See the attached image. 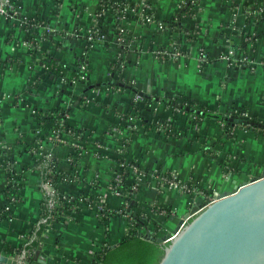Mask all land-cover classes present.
<instances>
[{"label":"crops","instance_id":"1","mask_svg":"<svg viewBox=\"0 0 264 264\" xmlns=\"http://www.w3.org/2000/svg\"><path fill=\"white\" fill-rule=\"evenodd\" d=\"M13 1L19 4L17 18L39 15L57 29L43 43L50 54L69 67H77L82 59L88 64L89 82L99 85L82 94L85 87L80 81L45 80V68L24 43L26 34L17 19L1 18L0 206L8 208L2 194L8 181L16 180L20 187L19 201L8 208L12 213L0 219V254L16 259L17 264H99L103 243L114 244L127 235L122 216L103 221L96 206H86L49 230L45 227L39 246L26 250L27 235L41 220V205L49 190L43 180L48 159L61 174L77 171L76 179L57 183L61 191L78 194L91 182L96 187L101 184L108 205L118 209L122 199L109 184L125 148L130 161L147 173L134 194L133 210L156 221L158 236L173 232L193 203L189 194L160 183L152 172H170L192 185L220 192L263 173L264 132L258 129L237 126L234 132L230 129L233 136L226 137L224 122L211 118L197 131L186 124L184 112H179L178 127L167 132L156 121L146 125L143 119L128 115L136 101V88L158 98L184 94L223 114L245 108L249 116L264 122V0H196V11L186 19L196 36L186 43L187 55L178 60L160 59L155 50L184 39L180 30L165 25L180 11V0H144L153 10L154 23L138 19L134 12L116 18L108 10L101 19L104 36H95L91 42L89 30L103 0ZM248 7L261 11L248 14ZM248 35L254 43L252 65L229 63L224 55ZM202 48L208 61L201 60ZM233 49L243 50L241 46ZM112 80L130 86L109 83ZM59 105L70 108L69 122L85 132L43 141L38 136L42 135L38 116ZM152 111L167 119L174 115V108L163 101L154 104ZM117 127L121 130L116 131ZM197 132L208 135L209 142L220 140L214 152L203 149L206 140L197 139ZM26 141L37 142L28 150L21 143ZM74 145L81 148V154H73ZM10 149L13 155L6 158L4 153ZM134 178L130 172L128 179Z\"/></svg>","mask_w":264,"mask_h":264},{"label":"water","instance_id":"2","mask_svg":"<svg viewBox=\"0 0 264 264\" xmlns=\"http://www.w3.org/2000/svg\"><path fill=\"white\" fill-rule=\"evenodd\" d=\"M96 85L90 84L82 94ZM258 125L264 127V122ZM183 216L186 220L181 218L173 232L155 238L160 243L135 237L108 251L104 264H264V171L233 189L216 192L214 200L195 205ZM0 264L17 260L0 254Z\"/></svg>","mask_w":264,"mask_h":264},{"label":"built area","instance_id":"3","mask_svg":"<svg viewBox=\"0 0 264 264\" xmlns=\"http://www.w3.org/2000/svg\"><path fill=\"white\" fill-rule=\"evenodd\" d=\"M193 1L195 2L196 0H193ZM185 3H186V0H180L179 7L182 8ZM111 9H112V12L116 18H121L122 16H124L128 12H134L135 15L137 16V18L144 21V22H148V23L156 22L153 10L150 8V6L144 0L137 2L135 4L127 2L126 0H103L99 6V9L96 11L95 16H94L95 25L89 30V37L91 40H93L95 38V36H101V37L104 36L103 33L101 34L100 22H101V19L103 17H105V13ZM17 10H18V5L13 0H0V17H7V18H11L13 20L17 19L18 26L26 34L24 43L26 44L28 49L30 51L32 49L42 50L44 41L48 39L47 35H49L51 33L57 34L58 33L57 29L50 26L48 24V22H46V20H42V19L37 20L33 17L32 19L34 21L31 22L32 16H25L23 18H17L16 17ZM260 11H261L260 9H254V8H250V7L247 8L248 14L256 15V14H259ZM160 25H162L161 22H160ZM36 30H39V32L36 33ZM180 33L182 34V37L184 39L174 40L171 44L164 45V46L159 47L155 50V54L157 55L158 58L163 59V60H178L181 57H185L187 55L186 43L191 40V38L188 35L190 33V31L182 29V30H180ZM119 38H122V37H119ZM246 41H247L248 46H249L248 51L243 49L239 53L235 49H233V48H235V46L238 47L239 45H235V46L232 45L233 48H231L224 55V57L227 58L229 63L236 64V65L242 66V67H249L252 65V63L254 61L253 38L250 35H248L246 37ZM200 53H201V60L208 61V55L206 54L204 48L201 49ZM36 57L38 59L41 58V56H39V55ZM262 62L264 63V59H262ZM41 63L45 68V74H46V69L48 68V65L43 61H41ZM79 69L86 71V74H82L80 76V79L81 80L86 79L88 76L87 72H89L88 64L82 63L79 66ZM81 80L74 79V81H80V82H81ZM35 83H36L35 81L31 82L29 87L32 88L35 85ZM141 98L142 97H141V94L139 92L135 93L134 99L136 101L138 99H141ZM18 99L20 102H22V100H23L22 97L18 98ZM66 114L68 115V113H66ZM228 115L229 116H239V117L251 118V116L248 115L246 109L237 108V107L234 110L230 111L228 113ZM158 125L163 130H165L167 132L170 131V127H168L163 122H160ZM250 125H253V124H251L250 122H234V125L232 126V131L234 132V130L237 126L249 127ZM129 127L133 128L132 126H129ZM194 128L199 131L201 129V126L196 124V125H194ZM260 128H264V127L260 126ZM118 130H121V129L117 127L116 131H118ZM38 132L43 134V131H41L39 129H38ZM53 133H54L53 138L56 141L62 140L63 135L67 134V133L71 134L73 136L77 135L76 131H74L72 129H66L64 127H60V128L55 129L53 131ZM73 150H75L74 147H73ZM125 150H126L125 148H122L123 153H121L119 160L120 159H123V160L122 161L120 160V162L118 161V163H117L118 168L116 170V175L114 177L116 182H115V184H112V182H110V184H109V189L114 194H116L117 196H120L122 199L121 206L118 209H114V210L120 211V212H123L124 211L123 209L128 208L130 203H131L130 202L131 198L127 197L128 194H127L126 190L120 191L118 189V185L120 184V182L124 178L125 174H128L127 175L128 178L130 176V172H134V174H135V178L133 180L134 183L132 184V191L133 190L137 191L139 189V185H140L141 181L145 178V175L147 174L144 170L140 169L136 163L130 161V159L127 157V153ZM80 154H81V152H80ZM70 159L74 160L72 157H70ZM70 173H71L70 176H63V178L61 180H63V179L68 180V179H76L77 178L76 177L77 176L76 170L73 169L70 171ZM168 173H170V172H161L160 171V172H152L151 175H155L159 179L160 183L162 182L164 185H168L172 188H178L180 192H184V193L189 194L191 197L190 199L192 200L193 205L190 207L188 212H191V209L195 205H199L200 207H203L207 203L211 202L212 200H214L216 198V192H218V191H210V190L207 191L203 188L192 185L187 181H183V180L177 178L174 174H173V176H170V174H168ZM8 182L13 183V179H12V181H8ZM11 183H9V184H11ZM45 184L51 192H57V194H58L57 197L51 199V201H50V205H51L52 209L55 211V213L52 215L51 221L47 225L48 230L54 224H57L60 221L67 220L69 217H71L72 213L78 211L79 209H82L83 207L96 206L98 208L97 209L98 210V216H100L102 210L104 209V203H106L108 205L107 195L102 191L103 188L101 187V184L96 187V185L94 183L95 186L91 187L92 185L89 183L88 188L84 191H81V193L82 192L86 193V192L91 191L92 193L96 194V204L95 205L93 204L94 200L89 195L81 194L80 198L78 200L79 202H74V204H72L71 206H68V207H63V202L60 200L61 197L70 200V196L66 194L67 192L64 193L60 189L57 190L55 187V184H53L50 179L47 182H45ZM56 185H57V183H56ZM69 194H71V193H69ZM18 201H19L18 195H12L11 198L9 199V201L7 202V207L10 209L14 208L15 204ZM59 208H61V209H59ZM164 213H166V211ZM192 214L193 213H190V215H192ZM57 215H58V218L60 217L59 220H57L58 219ZM122 215H123L122 217L126 221L127 233L137 231L140 235H144V236L149 237V238L158 237L157 232L159 230V228H158L159 226L155 227L153 221L146 219V220H144L145 221L144 224H139L138 222H137V224H134L135 219H133V215L130 212H128V211L123 212ZM144 218L145 217H143V219ZM181 218L186 220V218H184L183 215L181 216ZM110 246H113V243H111L109 241L104 242L103 245L101 246V250H100V254H99V264H100V256H101L102 252H104Z\"/></svg>","mask_w":264,"mask_h":264},{"label":"trees","instance_id":"4","mask_svg":"<svg viewBox=\"0 0 264 264\" xmlns=\"http://www.w3.org/2000/svg\"><path fill=\"white\" fill-rule=\"evenodd\" d=\"M249 1L245 4H248ZM19 5V4H17ZM196 11L195 9V2H193V0H186V3L183 5V7L180 9V11L178 13L175 14V16H173L170 20H166V26L168 28L171 29H175L177 30H189L190 33L188 34L190 38L194 39V37L196 36L194 33L193 29H190L187 27L186 25V19H188V17H191L192 13H194ZM25 17V15H21L20 18ZM35 18L37 20L42 19L43 18L39 17V15H32L31 17V22H33L34 20L32 18ZM2 17H0L1 20ZM30 22V23H31ZM102 22V20H101ZM100 22V27L102 26ZM39 30H36V33H38ZM187 35V36H188ZM47 37H49V35H47ZM256 37V36H255ZM92 40H90L91 42ZM237 45L241 46L243 49L247 48V41H244L242 43H238ZM31 52L35 55V56H41V58L39 59L40 61L45 62L48 65V68L46 69V74H45V80L47 81H54L57 78H65L68 82L67 83H72L74 82V79L76 80H81L80 76L82 74H86V71L79 69V66L82 64V59L79 61L77 67H69L61 62L58 61V59L53 55L50 54V51H48L44 46L43 49H32ZM254 56V54H253ZM87 78L86 79H82L81 82L84 83V87H88L91 82H89V72H87ZM119 83L116 80H112L109 83ZM120 84V83H119ZM122 86H128L129 84H125V82H123V84H120ZM130 86V85H129ZM128 86V87H129ZM132 88H134L133 86H131ZM134 90L136 91V93H138V90L136 88H134ZM141 99H138L137 101H134L133 103V108H132V112L130 113V115L128 116H136L139 117L141 119H143L144 124H151V121H156L158 124L160 122H163L164 124H166L168 127H170V131L172 132L174 130V128L178 127V118L177 115L179 112H184L185 114V122L187 125L192 126V128H194V125L198 124L199 126L202 125V123L204 122V120L206 119H219L222 122H224V134L226 135V137H232L233 134L232 132H230V129H232V126L234 125V122L232 120H230L228 117V114H223L220 112H217V110L213 109L211 106H209L206 103L203 102H197L194 101L192 99H190L189 97H187L184 94H176L173 96H165L162 98H158V96L155 95H151V94H143L141 95ZM159 101H163L165 102L167 105H170L174 108V115L171 119H167L165 117L159 116V115H153V106L154 104H156ZM245 109V108H243ZM70 108L65 106V105H59L57 107H55L52 110H49L47 112L41 113L38 116L39 119V130L43 131V134L40 135L38 134L39 137H41V139L44 140H48L49 138H53L54 133L53 131L57 128L60 127H64L66 129H72L74 131H77L80 135V133L84 134L85 130L83 129H77L71 122H69L68 119V115L66 114L67 112H69ZM127 116V118H128ZM251 120L256 121L253 125H250L249 127L253 128V129H258L261 132H264V128H260V126L258 125V123L260 122V120L257 117H251ZM185 124V123H184ZM195 129V128H194ZM196 130V129H195ZM198 131V130H197ZM39 133V132H38ZM196 138L197 139H204L206 140L204 142L203 145V149H205L208 153H212L215 150V144L217 143L218 140L215 141H208L210 138L208 135H204L202 133H196ZM220 141V140H219ZM218 141V142H219ZM37 141H26V142H21V143H25L27 144V149L31 150L32 146L35 145ZM75 148V151L73 154H79L81 151V148L79 146H73ZM13 155L12 153V149L5 151L4 156L6 158H11ZM214 155V154H213ZM121 161L123 159H120ZM120 160H118L120 162ZM131 162H134V160ZM45 167L43 168V180L44 183L47 182L49 179L51 180V182L53 184H55V187L57 190H59V187L56 185V183H58L63 176H70V172L67 173H60L59 171H57V168L55 167V162L52 159H48L47 160V164L44 163ZM128 174H125L124 178L122 179V181L120 182V184L118 185V189L120 191L122 190H126L128 196L131 198V203L129 205L128 208L123 209V212H130L132 215H134L135 217H137V221L139 224H144L146 219L153 221L154 226L158 227V225L156 224V221L153 220V218L150 215H145V212H142V215H140V212H137L136 210H133V205H132V201L134 200V194L136 192V190L132 191V184L134 183L133 181L129 180L127 177ZM15 176V172L13 177ZM62 176V177H61ZM16 179V177H14ZM112 184H115L116 180L113 178V180L111 181ZM92 186H95L94 184L91 183ZM19 187L16 184V180L11 184H8L6 186V188L2 191V194L5 196V198L7 199V201H9V199L11 198L12 195H18V190ZM45 198L42 202L41 205V220L39 221V223L37 224V226L33 229V231L27 235V244H26V250H33L35 248H37L39 246V238L42 235L44 228L47 227L48 223L51 221L52 215L55 213V211L52 209L51 205H50V201L51 199L55 198L58 196L57 192H51L49 190H45ZM65 193V192H64ZM67 195L70 196V200L65 199L63 197L60 198V200L63 202V207H68L71 206L72 204H74V202H79V198L81 194H86L89 195L93 200V204H96V194L92 193L91 191L86 192V193H78V194H69L66 193ZM135 201V200H134ZM61 209V208H59ZM123 212L120 211H116L113 208L109 207L106 203H104V209L101 212L100 218L103 221H109L111 219V217L113 216H123ZM12 213V210L6 208V205L3 204L2 206H0V219H4L6 217L9 216V214ZM59 213V212H58ZM140 215V216H139ZM143 217H145L143 219ZM58 218V215H57ZM60 217L57 219L59 220ZM143 219V220H142ZM135 237H141L143 239H147L149 241L152 242H158L155 238H149L146 237L144 235H140L137 231H133L130 233H127V235H125L124 237H122L118 242H116V244L114 246H110L109 248H107L104 252H102L101 256H100V264H104L107 252L114 249L115 247L135 238ZM60 238V237H59Z\"/></svg>","mask_w":264,"mask_h":264},{"label":"rangeland","instance_id":"5","mask_svg":"<svg viewBox=\"0 0 264 264\" xmlns=\"http://www.w3.org/2000/svg\"><path fill=\"white\" fill-rule=\"evenodd\" d=\"M201 126H202V125H201ZM134 163H135V162H134ZM153 207H154V206H153ZM154 210H155V209H154ZM163 211L165 212L166 209H163L162 212H163ZM170 212L174 213L173 210H171ZM170 212H167V211H166V213H169V214H170ZM145 215H147V214H145ZM139 216H140V215H139ZM133 219H135L134 224H137V222H138V221H137V217H135V216L133 215Z\"/></svg>","mask_w":264,"mask_h":264}]
</instances>
